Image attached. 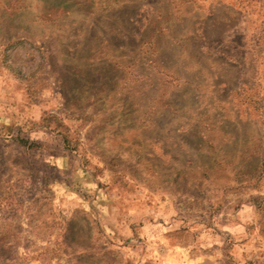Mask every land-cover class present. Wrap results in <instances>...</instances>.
Returning a JSON list of instances; mask_svg holds the SVG:
<instances>
[{
  "label": "rangeland",
  "instance_id": "374dc122",
  "mask_svg": "<svg viewBox=\"0 0 264 264\" xmlns=\"http://www.w3.org/2000/svg\"><path fill=\"white\" fill-rule=\"evenodd\" d=\"M0 264H264V0H0Z\"/></svg>",
  "mask_w": 264,
  "mask_h": 264
},
{
  "label": "crops",
  "instance_id": "0c3cea01",
  "mask_svg": "<svg viewBox=\"0 0 264 264\" xmlns=\"http://www.w3.org/2000/svg\"><path fill=\"white\" fill-rule=\"evenodd\" d=\"M205 256L210 257L209 255H205ZM205 256H203V257H205Z\"/></svg>",
  "mask_w": 264,
  "mask_h": 264
}]
</instances>
